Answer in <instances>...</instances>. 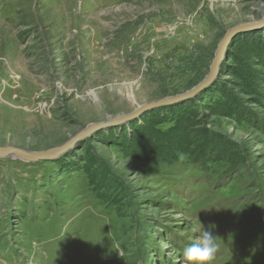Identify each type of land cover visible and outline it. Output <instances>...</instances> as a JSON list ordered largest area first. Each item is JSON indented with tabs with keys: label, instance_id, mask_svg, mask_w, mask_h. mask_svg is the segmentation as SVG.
Wrapping results in <instances>:
<instances>
[{
	"label": "rangeland",
	"instance_id": "rangeland-1",
	"mask_svg": "<svg viewBox=\"0 0 264 264\" xmlns=\"http://www.w3.org/2000/svg\"><path fill=\"white\" fill-rule=\"evenodd\" d=\"M263 16L264 0H0V147L46 151L182 94L227 29ZM242 33L195 99L93 131L54 159L0 158V264H188L203 229L219 244L211 264H264V84L262 97L239 89L256 63ZM236 97L244 119L228 115ZM185 125V153L140 156L156 131ZM207 151L226 154L219 173L235 171L202 168Z\"/></svg>",
	"mask_w": 264,
	"mask_h": 264
},
{
	"label": "trees",
	"instance_id": "trees-1",
	"mask_svg": "<svg viewBox=\"0 0 264 264\" xmlns=\"http://www.w3.org/2000/svg\"><path fill=\"white\" fill-rule=\"evenodd\" d=\"M238 39L242 41V44L244 45L247 52H250L253 50L251 52L252 53L251 59H254L256 62V63H250V59H248L243 65V68L245 67V69L250 67L251 73H248V75L244 77V80L242 81L241 85L238 84V86L240 87L239 89H241V91L249 90V92L255 93L257 96L262 97L263 96L262 95L263 94L262 85L264 84V29L253 31L252 33L251 32L242 33V35L239 36ZM254 51L255 53H253ZM256 64L257 66L259 65V68L254 67ZM216 82H217V79H215L214 82L210 84L203 91H206L207 89H209ZM196 96L193 97V99H195ZM234 101H235V104H234L235 109H232V108L231 110L229 109L228 115L229 116L233 114L236 115V112L238 111V113L240 114L239 117L241 119H244V116H245L244 112H245V108L247 107L245 106V104H240V99H238L237 97L235 98ZM175 105H169V108H172ZM188 127L189 125L182 126V128L178 126V129L174 131V134L172 133V131H168V132H161L159 130L156 131V133L153 135L154 139L152 141L153 144H155L154 152H152V154H148L147 152H142L140 156H143V158H147L150 161L155 163L157 162V160L160 159V157H164V155L167 153H170V151L177 150L178 152L185 153V149L189 146L188 144L189 141L185 139L186 137L185 129ZM209 142L214 143V141H211V139ZM233 149L234 147L229 148V151H230L229 154H231V157H233V160H234L233 163L237 164V166H240L239 164L240 161L237 159L238 154L236 153V151H233ZM173 153L176 154L175 152ZM225 155L226 154L223 153L220 157H218V155H216L215 153L211 154L210 151H207V154L203 156L201 159H199L200 161L199 163L202 168H205V169L212 168V170H215L216 174L219 175V179H220L222 177H226L229 171L230 172L235 171V169L234 170L231 169L230 165H228L229 167V168L227 167L228 169L223 168L222 172L219 173L220 169L217 166L221 167L220 163H223L224 160L226 159ZM218 161H220V163H218Z\"/></svg>",
	"mask_w": 264,
	"mask_h": 264
},
{
	"label": "water",
	"instance_id": "water-1",
	"mask_svg": "<svg viewBox=\"0 0 264 264\" xmlns=\"http://www.w3.org/2000/svg\"><path fill=\"white\" fill-rule=\"evenodd\" d=\"M263 26L264 16L259 19L238 23L227 29L217 45L215 55L211 61L206 76L186 92L175 96L164 97L155 101L143 103L124 116H120L108 121L91 123L63 144L46 151H26L17 147H0V158L10 157L29 162L54 159L63 154L68 149L72 148L78 140L85 139L86 137L90 136L93 131L132 120L142 113L153 108L175 104L195 97L198 93L206 89L210 84L214 82L219 70L220 63L223 60L225 51L227 50V47L229 46L233 37L239 33L261 28Z\"/></svg>",
	"mask_w": 264,
	"mask_h": 264
},
{
	"label": "clouds",
	"instance_id": "clouds-1",
	"mask_svg": "<svg viewBox=\"0 0 264 264\" xmlns=\"http://www.w3.org/2000/svg\"><path fill=\"white\" fill-rule=\"evenodd\" d=\"M118 249L120 245L116 246ZM219 251L217 237L211 231L202 230L197 240L184 251V258L188 264H211ZM120 256L123 255L121 250Z\"/></svg>",
	"mask_w": 264,
	"mask_h": 264
}]
</instances>
